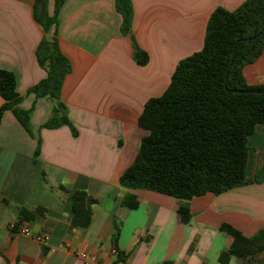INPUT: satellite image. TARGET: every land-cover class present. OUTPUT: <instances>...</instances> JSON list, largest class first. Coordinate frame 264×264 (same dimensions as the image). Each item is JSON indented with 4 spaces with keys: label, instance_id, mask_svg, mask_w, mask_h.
<instances>
[{
    "label": "crops",
    "instance_id": "1",
    "mask_svg": "<svg viewBox=\"0 0 264 264\" xmlns=\"http://www.w3.org/2000/svg\"><path fill=\"white\" fill-rule=\"evenodd\" d=\"M131 1L125 33L116 0H66L48 32L35 19V0H0V70L15 74L20 106L32 109V134L11 110L0 123V264H85L81 252L114 264L113 248L123 264H242L223 226L247 237L264 230V123L248 139L246 174L254 180L247 184L183 200L120 183L146 134L138 125L146 102L166 91L181 59L202 49L213 11L246 0ZM55 2L46 0L49 15ZM45 37L57 38L71 64L60 100L30 92L48 76L36 54ZM135 46L147 52L146 64L135 60ZM243 74L248 84H264V50ZM59 101L73 128L42 127ZM74 190L97 200L86 228L71 227ZM129 193L136 208L123 203ZM183 205L192 214L187 223ZM11 223L50 239L40 243Z\"/></svg>",
    "mask_w": 264,
    "mask_h": 264
},
{
    "label": "trees",
    "instance_id": "2",
    "mask_svg": "<svg viewBox=\"0 0 264 264\" xmlns=\"http://www.w3.org/2000/svg\"><path fill=\"white\" fill-rule=\"evenodd\" d=\"M65 1L56 0L54 14L49 15L46 0H35V19L47 32L56 29L58 13ZM116 4L124 19L122 30L127 33L133 18L132 1L116 0ZM263 30L264 0H246L233 11L223 7L213 11L202 49L181 59L166 91L146 102L138 119L146 134L133 163L120 176L123 186L190 200L254 180L246 174L248 139L256 126L264 123V84H248L243 67L263 52L264 32L258 36ZM36 54L40 64L49 65L48 76L30 92L60 100L63 81L71 70L70 61L60 50L56 37H45ZM134 58L139 64H146L148 54L135 46ZM0 96L4 99L0 123L4 113L11 110L32 134V109L20 106L23 96L16 90L12 71L0 70ZM65 109L59 101L42 127L66 124L73 128ZM38 152L37 149L36 155ZM96 202L87 191L74 190L71 227H88ZM123 203L136 208V194H127ZM27 212L22 210V216L26 217ZM179 212L183 222L191 220L188 206H181ZM223 230L233 239L230 253L242 264H264L260 259L264 254V230L252 237L228 224ZM116 258L114 264L125 259L119 251Z\"/></svg>",
    "mask_w": 264,
    "mask_h": 264
},
{
    "label": "built area",
    "instance_id": "3",
    "mask_svg": "<svg viewBox=\"0 0 264 264\" xmlns=\"http://www.w3.org/2000/svg\"><path fill=\"white\" fill-rule=\"evenodd\" d=\"M10 229L16 230L17 232L30 236L37 240L40 243H45L48 242L50 239V235L48 233L44 232H33L32 229L29 226L26 225H21V226H16L15 223H11ZM112 254L117 257L118 255V250L116 248L112 249ZM80 257L83 258L85 264H101L98 257L94 254H89L86 252H81L79 253ZM118 264H123L122 262H119Z\"/></svg>",
    "mask_w": 264,
    "mask_h": 264
},
{
    "label": "water",
    "instance_id": "4",
    "mask_svg": "<svg viewBox=\"0 0 264 264\" xmlns=\"http://www.w3.org/2000/svg\"><path fill=\"white\" fill-rule=\"evenodd\" d=\"M263 32H264V30L258 36H260ZM233 57H234V53L232 54V57H231V60H230V63H229L228 69H227V75H226V82H225V84H227L228 74H229V70H230V67H231L232 62H233Z\"/></svg>",
    "mask_w": 264,
    "mask_h": 264
}]
</instances>
